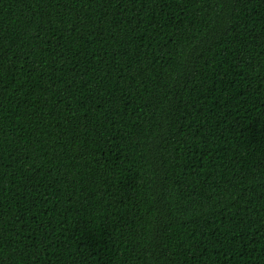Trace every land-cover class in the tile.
I'll return each mask as SVG.
<instances>
[{
    "label": "trees",
    "instance_id": "16d2710c",
    "mask_svg": "<svg viewBox=\"0 0 264 264\" xmlns=\"http://www.w3.org/2000/svg\"><path fill=\"white\" fill-rule=\"evenodd\" d=\"M0 264H264V0H0Z\"/></svg>",
    "mask_w": 264,
    "mask_h": 264
}]
</instances>
